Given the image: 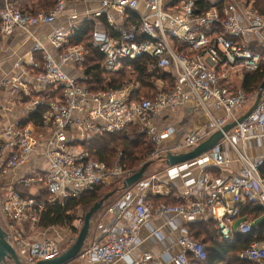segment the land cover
<instances>
[{
  "label": "built area",
  "instance_id": "built-area-1",
  "mask_svg": "<svg viewBox=\"0 0 264 264\" xmlns=\"http://www.w3.org/2000/svg\"><path fill=\"white\" fill-rule=\"evenodd\" d=\"M70 1L87 8L82 22H95L90 43L103 55L106 72H118L128 61L151 59L148 72L165 76L157 80L152 98H131L139 83L89 88L84 73L88 50L73 42L82 22L49 32L55 52L37 38L32 29L53 24ZM0 2V51L14 55L20 30L35 39L9 70L0 59V224L23 264H39L65 250L52 236L59 226H40L48 205L65 206L101 185L122 186L137 171L123 162L122 152L109 167L83 143L135 127L154 146L140 169L150 160L162 162L169 153L193 150L256 100L258 92H247L239 79L264 64V0L262 8L254 0H207L204 7L196 0H56L51 9L41 8L38 0ZM186 104L202 114V124L183 135L174 126H160V115ZM263 148L264 91L256 109L213 149L166 165L168 181L159 172L146 173L123 190L107 207L120 224L99 223L96 239L66 264L204 261L207 247L192 237L190 224L209 220L224 240L238 234L250 242L241 259L264 264V240L256 235V219L246 214L249 206L264 209ZM177 178L184 180L180 190L171 183ZM154 195L175 200L156 204L148 199ZM154 217L164 218L163 227L171 230L164 235L152 227V236L166 245L161 255L140 251L141 228ZM81 224L78 220L62 230L69 241Z\"/></svg>",
  "mask_w": 264,
  "mask_h": 264
},
{
  "label": "trees",
  "instance_id": "trees-1",
  "mask_svg": "<svg viewBox=\"0 0 264 264\" xmlns=\"http://www.w3.org/2000/svg\"><path fill=\"white\" fill-rule=\"evenodd\" d=\"M197 4L208 6L207 0H196ZM257 7L261 6L262 0H254ZM47 4L46 9L54 7L56 0H39V4ZM3 4L0 2V10ZM45 7V6H44ZM95 28L93 20L84 21L83 27L77 30L73 36L74 43H82L88 50V59L84 66V73L87 76L85 83L92 91L101 89H123L130 83H139V87L132 92V99L150 98L156 90V82L164 75L149 73L148 67L151 64L150 58H142L136 61H128L125 67L118 72H106L103 68V55L92 46L90 38ZM264 81V64L261 69L248 72L244 78V89L249 93L258 92ZM92 157L105 162L111 167L114 158L119 152L123 153V162L134 170H139L141 162L147 158L154 146L148 141L147 137L133 127L123 132L104 133L93 136L82 144ZM264 166V163H263ZM264 170V167H263ZM102 186L96 187L92 191L85 192L80 198H73L65 206L50 204L42 213L40 226L47 228L56 226H72L74 221L80 220L76 212L83 209L86 214L89 209L108 192L116 187L109 188L105 192ZM26 193H32L26 190ZM25 193V194H26ZM254 209H259L255 207ZM76 230V228H75ZM78 231V230H76ZM192 237L204 243L207 247L208 257L204 261L191 258V264H256L250 260L239 257L248 245L249 241H239L236 237L232 240H224L218 233L216 222L198 221L190 225ZM264 240V234L260 237Z\"/></svg>",
  "mask_w": 264,
  "mask_h": 264
},
{
  "label": "crops",
  "instance_id": "crops-1",
  "mask_svg": "<svg viewBox=\"0 0 264 264\" xmlns=\"http://www.w3.org/2000/svg\"><path fill=\"white\" fill-rule=\"evenodd\" d=\"M38 2H39V0H38ZM92 7L93 8L97 7V4H94ZM262 7H263V2L261 4V6H259V8H262ZM42 8L46 9V7H43V6H42ZM86 9H87L86 7L78 5L74 1H70L69 5L67 6L64 13L53 24H51L49 26H45L41 29L33 28L32 32L35 33L37 38L40 39V41L44 42L50 48L51 51L55 52L50 41L48 40L49 32L51 30H53L54 28H57L60 26L66 28V29H71L74 26L81 25V22L85 18L84 11ZM75 13L78 14L77 19H74V16H73ZM82 24H84V22H82ZM34 43H35V39L32 36H30V34L20 30L18 32L17 42H15V44L13 46V51H15L14 55L12 54L11 50L0 51V59L3 60L2 64H3V67L5 68V70L10 69L12 62L14 61V59L17 56H21L22 54H27V52L30 51V49L34 45ZM4 68H3V70H4ZM81 71L83 72L82 69H81ZM0 73H2V69H0ZM244 78H245V75L243 76V78L239 79L240 85L244 84ZM246 111H245V109H243L241 111V113L243 114ZM198 118H200L199 121H198ZM158 121H159V124L161 127L164 128L167 126H174L177 128L180 135H183L184 133H186V132L194 129L195 127H198L200 124H202L204 121V118H203L202 114H200V113L194 114L192 106L190 104H186L185 106H183L181 109H178V110H166L164 112V114H162L158 117ZM262 152H264V148H263V150H261L260 153H262ZM156 163H159V162H155L154 164H156ZM160 163L164 165V168L167 165L161 161H160ZM154 164H152L148 168L147 174L150 175L153 173H157L153 168ZM234 165H235L234 166L235 169H237L239 167V165L237 163ZM159 173H160V177L163 180H165V181L169 180L168 177L166 176V174L164 173V169H162V171ZM171 183L174 185L173 187L175 189L180 190L183 188L184 180L181 178H177V179L173 180ZM19 187H21V186H19ZM122 193H123V191H120L117 194H115L112 198H110L105 203L103 208L98 211L99 214L96 215L95 217H93V221H92V225H91V229H90V231H91L92 227H93V231L91 233L92 234L91 237H93V239H96V237H97V234H98L97 226L99 223H108L111 225L112 224H117V225L120 224V221L116 218L115 215L107 213V207L115 199L120 197L122 195ZM148 199H149V201H152L156 204L159 202L172 203L175 200L173 195H169V196L154 195V196L149 197ZM255 207H251V206L247 207L246 214L248 217L256 219L257 224L260 225V227H259L260 231L259 232L256 231V234L258 237H262L264 234V217L263 218L256 217L257 216L256 214L258 213V211H262L264 209L263 208L262 209L261 208L254 209ZM164 222H165L164 218L154 217L151 220V224L142 226L141 232H140V236L142 238V243L140 244V251H151L152 253L158 254V255L159 254L161 255L165 252L166 245L163 242H159L158 240H156V238L154 236H152V227L160 228L161 232L164 235L171 234V230L169 228L163 227ZM258 222H261V223H258ZM190 225H192V224H190ZM258 225H257V229H258ZM174 234H176V232H174ZM235 237L239 241L247 240L245 237L239 236L238 234H236ZM114 264H128V263L125 260H118Z\"/></svg>",
  "mask_w": 264,
  "mask_h": 264
},
{
  "label": "water",
  "instance_id": "water-1",
  "mask_svg": "<svg viewBox=\"0 0 264 264\" xmlns=\"http://www.w3.org/2000/svg\"><path fill=\"white\" fill-rule=\"evenodd\" d=\"M264 91V81L262 82L259 91L256 96L254 104L249 108V110L240 116L237 120L226 124L223 129L214 132L208 139L200 143L193 150L188 152H181L178 154L169 153L168 156L162 159V162L167 165H176L183 163L189 160H192L208 151L213 149L223 138L224 133L230 131L232 128L236 127L238 123H241L248 115H250L258 106ZM154 160L147 161L143 166L137 170L134 174L124 179L122 186H117L114 190L108 192L103 196L99 201H97L85 214L83 225L79 231V234L75 240L73 246L68 249H65L63 253L56 258L44 260L39 264H66L76 258L81 250L83 249L87 237L89 235L93 217L94 215L103 208L105 203L112 198L115 194L120 191L126 190L139 180H141L147 173L148 168L154 164ZM7 260H13L15 264H23V261L19 254L17 253L14 246L7 240V233L0 224V264L4 263Z\"/></svg>",
  "mask_w": 264,
  "mask_h": 264
},
{
  "label": "rangeland",
  "instance_id": "rangeland-1",
  "mask_svg": "<svg viewBox=\"0 0 264 264\" xmlns=\"http://www.w3.org/2000/svg\"><path fill=\"white\" fill-rule=\"evenodd\" d=\"M40 5V4H39ZM41 6V5H40ZM42 6L44 7H46L47 6V4H45V3H43L42 4ZM42 6H41V8H42ZM152 97H153V95H152ZM152 97H150V98H152ZM147 99V98H146ZM247 109H249V107H247V108H245V111L247 110ZM200 120V118H198V121ZM153 168H154V170L156 171V172H161L162 171V169H164V165L163 164H161L160 162L159 163H156V164H154L153 165ZM117 185H114V186H102L103 188H102V190H103V192H105L106 190H108L109 188H113V187H116ZM76 214H77V217L80 219V220H82V224L78 227V229H76V230H78V231H76L75 233H76V238H77V236H78V234H79V231H80V229H81V227H82V225H83V221H84V217H85V213H84V211H83V209H79L77 212H76ZM99 214V212L98 213H96L95 215H94V217L96 216V215H98ZM257 216L256 217H259V218H263L264 217V210H262V211H258V213L256 214ZM258 223H261V222H258ZM75 224H78V221H74V225ZM260 225H258V229H257V232H259L260 231ZM42 228H44V227H42ZM59 228H61V229H58V232H56L54 229V231H53V234H52V236H54V237H56L58 240H59V242H61V243H63L64 244V246H63V249H68V248H70L71 246H73V244L75 243V240H76V238H75V240H73V241H69V238L67 237V235H66V232H64V231H62L63 229H65L66 228V226H59ZM92 231H93V227H92V230L89 232V235H88V237H87V240H86V242H85V245H84V247H87L88 245H90L95 239H93V237H91V233H92ZM257 235V234H256ZM94 236V235H93ZM92 239V240H91ZM23 255H24V257H29V250L28 249H26V250H23ZM2 264H15V262L13 261V260H7V261H5L4 263H2Z\"/></svg>",
  "mask_w": 264,
  "mask_h": 264
}]
</instances>
